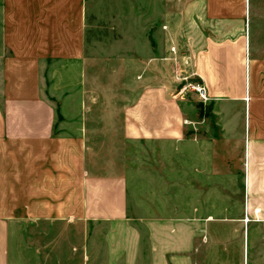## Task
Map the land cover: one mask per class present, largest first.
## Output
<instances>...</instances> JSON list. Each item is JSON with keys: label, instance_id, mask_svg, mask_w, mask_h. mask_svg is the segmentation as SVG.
Masks as SVG:
<instances>
[{"label": "crops", "instance_id": "0c3cea01", "mask_svg": "<svg viewBox=\"0 0 264 264\" xmlns=\"http://www.w3.org/2000/svg\"><path fill=\"white\" fill-rule=\"evenodd\" d=\"M255 1L0 0V264H264Z\"/></svg>", "mask_w": 264, "mask_h": 264}, {"label": "rangeland", "instance_id": "374dc122", "mask_svg": "<svg viewBox=\"0 0 264 264\" xmlns=\"http://www.w3.org/2000/svg\"><path fill=\"white\" fill-rule=\"evenodd\" d=\"M256 2V4H262V2L264 3V0L262 1V0H256L255 1ZM180 87L182 88V84L180 85ZM72 100H71V98H69L68 100H67V102H66V104H67V108L65 109V111L67 112V114L69 115V116H75V113H71V111H70V108H71V106H72ZM52 104L57 108V109H59V106H60V99H53V102H52ZM60 112V111H59ZM74 112H76V111H74ZM105 226H100V227H98L97 229H96V232H97V235H98V237L96 236L95 237V242H93V244L95 245L96 243L98 244V246H100L101 248H102V237L100 236V234H102L104 231H105ZM263 243V242H262ZM96 244V245H97ZM245 247H246V240H245ZM256 255H257V253H256ZM103 256V255H102Z\"/></svg>", "mask_w": 264, "mask_h": 264}, {"label": "built area", "instance_id": "2783aa9c", "mask_svg": "<svg viewBox=\"0 0 264 264\" xmlns=\"http://www.w3.org/2000/svg\"><path fill=\"white\" fill-rule=\"evenodd\" d=\"M184 81H185V84L182 85L181 92L191 91L197 94L203 102L208 100L206 88L203 84L198 83V82H189L188 79H185ZM246 221L248 222V219Z\"/></svg>", "mask_w": 264, "mask_h": 264}]
</instances>
